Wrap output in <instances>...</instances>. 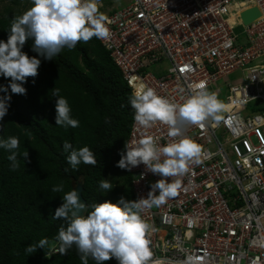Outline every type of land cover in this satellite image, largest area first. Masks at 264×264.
I'll return each instance as SVG.
<instances>
[{"label":"built area","instance_id":"built-area-1","mask_svg":"<svg viewBox=\"0 0 264 264\" xmlns=\"http://www.w3.org/2000/svg\"><path fill=\"white\" fill-rule=\"evenodd\" d=\"M102 3L111 38L95 39L131 93L143 82L182 104L197 91L192 85L206 81L226 105L219 125H183V135L202 148L201 162L190 163L183 176L165 178L180 181L177 195L141 212L155 229L148 236L152 259L264 264V0ZM251 10L259 16L244 25L241 15ZM232 75L234 85L228 82ZM145 136L158 137L159 146L180 139L170 137L165 124L145 129L132 119L125 148ZM129 173L135 200L147 198L151 184L161 179L143 164Z\"/></svg>","mask_w":264,"mask_h":264},{"label":"clouds","instance_id":"clouds-1","mask_svg":"<svg viewBox=\"0 0 264 264\" xmlns=\"http://www.w3.org/2000/svg\"><path fill=\"white\" fill-rule=\"evenodd\" d=\"M30 4L12 22L7 40H0V76L10 78L7 85H0V93H3L0 95V121H3L10 107L9 89L11 94L26 95L23 85L27 78L38 75L41 59L37 57L51 60L63 49H75L78 43H87L93 37L105 42L111 38L110 21L99 10L103 6L102 0H30ZM28 40H32V50L37 56L30 57L22 50ZM133 79L138 80L137 77ZM191 87L197 91L182 104H177L158 95L154 88L143 82L133 86L130 104L134 109L136 125L148 129L159 122L168 126L170 137L180 139L159 146L158 137L145 136L134 147L125 148L116 167L130 171L143 164L161 179L151 184L147 198L130 201L121 196L115 204L104 201L87 206L72 188L65 193L63 203L53 215V219L65 221V226L55 237L53 252L66 255L75 246L81 264H88L89 257L95 264H104L110 259H115L118 264H160L152 259L153 251L148 238L155 229L142 217L141 212L153 206L159 207L177 195L180 181L167 182L165 178L183 176L189 171L190 163L201 162L202 148L183 135V125L187 123L203 128L204 122L209 120L219 125L226 110L225 103L218 99L217 94L207 90L206 81ZM60 91L59 88L52 89V96L56 98L55 124L76 128L79 121L72 118L69 103L60 95ZM19 146L18 137H0V149L10 153L7 159L11 161L13 171L20 166L17 159ZM63 149L68 153L67 161L73 170L78 169L81 163L93 166L97 163L95 154L88 146L77 149L65 141ZM22 155L27 161L28 152ZM99 188L107 193L112 190L113 184L103 179L99 182ZM52 191L62 192L63 185L54 186ZM86 208L87 214H82ZM49 244L48 238H41L37 244L28 246L26 251L33 253ZM181 264H194L193 257H187Z\"/></svg>","mask_w":264,"mask_h":264},{"label":"trees","instance_id":"trees-1","mask_svg":"<svg viewBox=\"0 0 264 264\" xmlns=\"http://www.w3.org/2000/svg\"><path fill=\"white\" fill-rule=\"evenodd\" d=\"M17 17L9 10L0 17V40H7ZM32 44L28 40L22 49L30 57L37 56ZM37 58L41 59L38 75L27 78L23 85L26 95L11 94L9 89L10 107L0 121V137H18L20 141V166L15 171L7 159L10 153L0 149V264H81L75 246L66 255L53 252L55 237L65 226L64 220L53 219V215L74 182L82 184L87 206L104 201L115 204L121 196L135 201L131 174L116 167L125 151L134 115L132 93L95 37L78 43L75 49H63L51 60ZM9 81L0 76V85ZM54 88H59L60 95L67 99L78 127L55 124ZM65 141L77 149L88 146L95 154L96 165L81 163L73 170L63 149ZM26 151L28 160L24 161L22 154ZM103 179L113 184L107 193L99 188ZM57 185H63L62 192L52 191ZM45 237L49 246L33 253L26 251ZM88 264L95 261L89 257ZM104 264L118 262L110 259Z\"/></svg>","mask_w":264,"mask_h":264},{"label":"rangeland","instance_id":"rangeland-1","mask_svg":"<svg viewBox=\"0 0 264 264\" xmlns=\"http://www.w3.org/2000/svg\"><path fill=\"white\" fill-rule=\"evenodd\" d=\"M17 1L18 3H14L12 0H0V17L5 15L6 10H9L12 15L14 16L17 15L19 17L22 13H24L31 6L30 0H17ZM235 79H236V76H233V75L229 76L228 82H231V84L234 85L236 84L234 82ZM218 83L223 84L222 80L219 81ZM210 92H213V88H210Z\"/></svg>","mask_w":264,"mask_h":264},{"label":"water","instance_id":"water-1","mask_svg":"<svg viewBox=\"0 0 264 264\" xmlns=\"http://www.w3.org/2000/svg\"><path fill=\"white\" fill-rule=\"evenodd\" d=\"M258 16H259V14H258L257 10H251V11H246V12L242 13L241 19H242L243 24L247 25V24L251 23L253 20H255ZM72 188H74L77 191L80 200H82L86 204L85 200L82 197V192H83L82 184L74 182V183H72ZM87 210L88 209L86 208L85 212L82 214H86Z\"/></svg>","mask_w":264,"mask_h":264}]
</instances>
